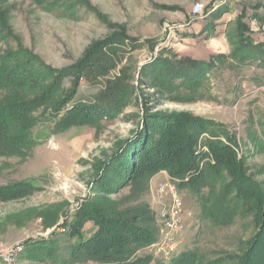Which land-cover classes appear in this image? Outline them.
<instances>
[{
	"label": "rangeland",
	"instance_id": "obj_1",
	"mask_svg": "<svg viewBox=\"0 0 264 264\" xmlns=\"http://www.w3.org/2000/svg\"><path fill=\"white\" fill-rule=\"evenodd\" d=\"M84 2L89 10L76 0L66 4L60 0H48L46 4L39 0L5 2L9 25L21 46L54 70L75 65L94 43L115 33L126 36L122 43L112 46V51H103L110 60L107 74L90 82L82 81L73 100L88 104L108 81L117 82L124 77L123 105L115 107L96 126L79 124L65 130L57 126L60 117L42 116L39 111L32 130L34 146L23 154L0 156V187H26L23 198L0 201V248L19 247L16 264H68L66 248L70 242L61 229L62 223L69 222L85 201L97 198L106 204H117L131 197L130 185L102 193L94 180L100 174L98 168L116 151L119 142L144 128L145 116L189 113L225 125L233 134L249 173L264 186V170L260 171L264 169V70L258 61H215L201 87L196 92L181 93V97L151 85L152 70L142 74L145 67L159 60L173 63L182 56L200 61L228 56L233 49L235 22L242 12L251 40L264 48L260 42L264 40V0ZM196 3L203 6L200 16L193 11ZM223 39L229 49L225 54L219 53ZM16 47L12 39L0 40V51ZM205 139L213 140L202 134L197 152H208ZM206 161L212 162L211 156L203 157L200 167ZM161 172L167 173L161 170L155 174L141 196V202L147 203L155 215L160 209L157 184L162 180ZM180 194L185 231L175 256L197 246L209 257L235 252L238 241L253 234L250 216L216 227L201 218L200 206L193 197L184 190ZM38 240H57L55 253L34 257V252H22L26 244ZM147 254V246L138 252V256Z\"/></svg>",
	"mask_w": 264,
	"mask_h": 264
},
{
	"label": "trees",
	"instance_id": "obj_2",
	"mask_svg": "<svg viewBox=\"0 0 264 264\" xmlns=\"http://www.w3.org/2000/svg\"><path fill=\"white\" fill-rule=\"evenodd\" d=\"M47 1L39 0L43 4ZM60 1L66 4L69 0ZM5 2L0 0V40L12 39L17 47L0 51V156L23 154L34 146L32 130L39 111L42 116L60 117L57 126L65 130L79 124L96 126L115 107L121 106L126 93L124 77L117 82L108 81L88 104L73 100L82 81L90 82L107 74L110 60L103 51H112V46L126 39L125 34L115 33L94 43L75 65L54 70L21 46L9 25ZM76 2L89 10L84 0ZM245 19L242 12L235 22L233 49L228 56H211L207 61L182 56L173 63L159 60L145 67L142 74L152 70L151 85L178 97L186 91L196 92L215 61L236 59L240 64L255 60L264 70V48L251 40ZM142 126L132 137L119 142L116 151L98 168L100 174L94 180L102 193L130 185L131 197L117 204H106L97 198L85 201L69 222L62 223L61 229L70 242L66 263L264 264V186L249 173L227 127L189 113L145 116ZM202 134L213 138L204 141L207 153L197 152ZM208 156L212 162L206 161L200 167V161ZM161 170L178 179V189L196 200L203 220L226 227L237 217L250 216L253 234L239 240L235 252L216 257H209L199 246L173 254L167 260L155 259L150 254L138 256L156 238V215L147 203L141 202V196L149 180ZM24 187L21 184L0 187V201L23 198ZM48 241L29 242L22 252H34V257L55 253L54 246L59 242Z\"/></svg>",
	"mask_w": 264,
	"mask_h": 264
},
{
	"label": "built area",
	"instance_id": "obj_3",
	"mask_svg": "<svg viewBox=\"0 0 264 264\" xmlns=\"http://www.w3.org/2000/svg\"><path fill=\"white\" fill-rule=\"evenodd\" d=\"M203 6L196 3L193 11L196 16H200ZM162 180L157 184V193L160 209L156 213L157 234L152 243L147 246L150 255L155 259L167 260L175 254L181 243L182 234L185 231L183 217V202L180 190L175 178L167 173L161 172ZM20 248L13 250L0 248V260L3 264H16V257Z\"/></svg>",
	"mask_w": 264,
	"mask_h": 264
},
{
	"label": "crops",
	"instance_id": "obj_4",
	"mask_svg": "<svg viewBox=\"0 0 264 264\" xmlns=\"http://www.w3.org/2000/svg\"><path fill=\"white\" fill-rule=\"evenodd\" d=\"M222 16L224 17V15H222ZM224 26H225V25H224ZM215 29H216V28H215ZM215 33H216V32H215ZM260 42L264 43L263 38H262V40H261ZM219 47L222 49L219 53H222V54L227 53L228 50H229V49H228V46H227V43H225L224 39H223V41H221ZM219 47L216 46L215 48L218 49ZM220 48H219V49H220Z\"/></svg>",
	"mask_w": 264,
	"mask_h": 264
}]
</instances>
